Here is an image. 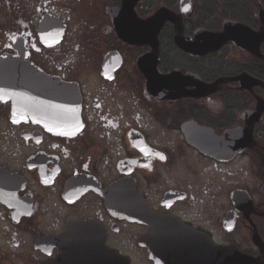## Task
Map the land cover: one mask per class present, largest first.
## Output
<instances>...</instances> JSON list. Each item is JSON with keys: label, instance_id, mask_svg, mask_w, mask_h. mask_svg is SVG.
Returning <instances> with one entry per match:
<instances>
[{"label": "flooded vegetation", "instance_id": "af4514ba", "mask_svg": "<svg viewBox=\"0 0 264 264\" xmlns=\"http://www.w3.org/2000/svg\"><path fill=\"white\" fill-rule=\"evenodd\" d=\"M123 3L0 0V58L50 84L0 99V264H264V0ZM122 182L185 229L159 262ZM74 223L100 236L64 245Z\"/></svg>", "mask_w": 264, "mask_h": 264}, {"label": "water", "instance_id": "95a60500", "mask_svg": "<svg viewBox=\"0 0 264 264\" xmlns=\"http://www.w3.org/2000/svg\"><path fill=\"white\" fill-rule=\"evenodd\" d=\"M139 0H124L123 9L130 12L135 11L136 4ZM48 22V19L47 21ZM216 43L221 42L227 39L226 34L212 36ZM39 82V84H38ZM45 80L44 75L40 74L37 69L32 67L31 64L26 62H21L16 59L14 56L4 55L0 58V99L4 97L14 98V113H16V105L18 98H27V96H39L47 97L49 95L50 84ZM218 83L215 85L217 86ZM249 141H232V156H235V153L240 152L246 145H250ZM210 151H223V143L217 141H211L209 144ZM217 156L218 154H213ZM126 183V182H124ZM128 184V183H127ZM129 185V184H128ZM122 184H118L114 187L113 191L120 190L122 192ZM264 192V189H263ZM134 194V188L129 189L126 192H122L120 195L121 198L125 201L120 200L119 205H111L110 208H113L114 212L124 220L128 221H138L139 223L149 226V234L147 236L148 240H156L154 250L151 253V257L159 262L161 257V241L167 237L162 233L164 230H185L180 222H175L168 217H161L150 213L149 209L140 208L138 205L135 207L128 204L130 197ZM100 228L93 223H74L71 224L66 236L63 238V243L68 240L81 241L84 237L91 238L93 236H100ZM171 237L168 236V239ZM190 239H198L194 235ZM259 247L264 249V243L259 238L257 241ZM89 245V244H87ZM213 249H210L212 254L218 255L227 254L223 249H217L213 245H210ZM215 248V249H214ZM253 262H259V260H253Z\"/></svg>", "mask_w": 264, "mask_h": 264}]
</instances>
